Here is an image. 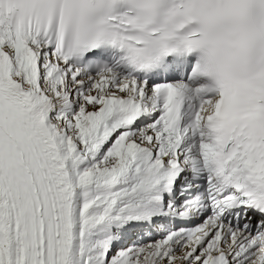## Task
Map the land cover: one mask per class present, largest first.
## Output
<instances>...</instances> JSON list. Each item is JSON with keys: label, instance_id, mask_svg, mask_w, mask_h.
<instances>
[{"label": "snow or ice", "instance_id": "snow-or-ice-1", "mask_svg": "<svg viewBox=\"0 0 264 264\" xmlns=\"http://www.w3.org/2000/svg\"><path fill=\"white\" fill-rule=\"evenodd\" d=\"M0 264H264V0H0Z\"/></svg>", "mask_w": 264, "mask_h": 264}]
</instances>
